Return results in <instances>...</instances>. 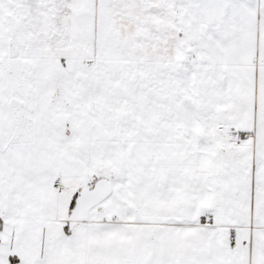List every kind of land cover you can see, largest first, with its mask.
Wrapping results in <instances>:
<instances>
[{
  "label": "snow or ice",
  "instance_id": "obj_1",
  "mask_svg": "<svg viewBox=\"0 0 264 264\" xmlns=\"http://www.w3.org/2000/svg\"><path fill=\"white\" fill-rule=\"evenodd\" d=\"M0 264H264V0H0Z\"/></svg>",
  "mask_w": 264,
  "mask_h": 264
}]
</instances>
